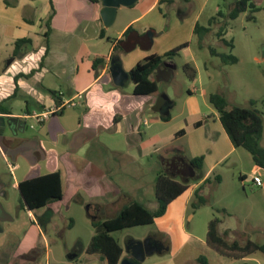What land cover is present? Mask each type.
Instances as JSON below:
<instances>
[{"label":"rangeland","instance_id":"1","mask_svg":"<svg viewBox=\"0 0 264 264\" xmlns=\"http://www.w3.org/2000/svg\"><path fill=\"white\" fill-rule=\"evenodd\" d=\"M155 1L139 0L133 7H120L115 23L106 27V31L108 36L116 39L130 20L138 18L135 24L137 32H156L149 49L138 45L131 51L122 47L116 50L114 59L122 69L124 64L129 68L138 61L143 62L147 54L164 55L188 43V47L183 48L177 56L165 59V64L173 67L174 76L171 81L159 83L156 95L163 93L172 99L174 106L168 111L176 118L167 124L153 126V133L160 135V138H146L145 155L137 150L129 153L109 150L105 157L108 162L101 167V157L95 151L93 164L98 167L94 171L104 172L112 178L118 184L120 193L108 199L94 196L84 186L70 192V185L64 180L63 199L33 211L35 221L31 219L15 187L20 174L12 169L14 160L0 151V188L5 186V196L0 198V204L8 217V220L0 222L4 229V233L0 234V264L2 257H5L3 260L8 259L10 252L15 251L34 225H39L44 233V238L40 237L39 241L41 258L37 264H72L71 259L75 251L81 248L80 244L84 248L89 246L96 233L95 222L114 218L124 206L134 201L156 210L159 174L165 171L176 180L183 181L172 166L165 167V161L176 158V148L187 150L188 141L165 143L171 140L169 135L184 124L192 102L196 103L200 114L198 117L202 118L214 111L209 101L212 94L225 96L230 108H248L251 107L250 102L254 101L264 120V10L254 14L244 12L236 20H230L227 17L236 0H175L173 4L160 6L154 5ZM255 3L264 6L260 0ZM220 12L224 17H219ZM197 23L210 27L211 31L196 34ZM223 27L226 28L225 35L219 38L217 34ZM228 43H232L233 48ZM212 50L235 56L238 62L225 64L219 56L213 55ZM186 64L196 69L194 80L187 77L184 71ZM132 84L129 82L126 86ZM163 95L161 98L165 100ZM194 119L190 117V120ZM150 121L153 122L152 119ZM39 127L35 120H27L24 135H34ZM143 131L150 136L151 131ZM7 134L11 135L9 131ZM117 136L120 141L121 135ZM120 145L126 146L125 143ZM261 145H264V133ZM237 151L226 164L210 175L208 182L201 184L200 195L206 204L196 208L193 206L198 202L196 195L192 194L188 202L187 198L192 188L203 179L208 167L200 172L204 174L201 178L186 181L189 191L173 201L163 217L153 224L126 228L114 232L112 236L125 250L131 242H144L157 237L162 251L148 256L143 264H203L200 259L206 260L207 264H264L263 253L234 259L220 255L206 244L209 224L214 219L220 221L219 231L227 240H237L243 244L251 240L264 244V186L258 187L249 179L259 176L264 183V170L256 168L247 150L239 148ZM185 153L184 158L189 159L190 154ZM217 176L221 177V181L217 180ZM241 177L245 180L242 181ZM4 249L10 252L4 254ZM91 255L85 254L80 263L106 264L100 254ZM126 258L131 259L129 256Z\"/></svg>","mask_w":264,"mask_h":264},{"label":"crops","instance_id":"2","mask_svg":"<svg viewBox=\"0 0 264 264\" xmlns=\"http://www.w3.org/2000/svg\"><path fill=\"white\" fill-rule=\"evenodd\" d=\"M160 1L156 0L154 5H162ZM101 10V0H0V104L5 109L0 115L23 118L26 123L27 120L37 122L34 115L56 109L55 114L39 123V129L32 136L24 135L26 130L0 135L2 155L13 158L14 170L20 174L15 183L17 189L26 179L60 171L64 193L66 180L70 192L84 186L94 196L109 199L120 193V189L104 172L94 171L98 167L93 164L95 151L101 157V167L108 162L106 151L109 150L126 153L137 150L145 155L146 138H160L153 133V126L167 124L176 118L168 111L174 103L167 94L160 93L165 100L161 95L156 96L158 93L138 96L133 93L134 84L126 86L131 80L124 87L114 84L110 67L116 53V40H120L130 26L135 29L138 18L130 20L114 39L107 35ZM25 39L31 44L18 50L16 43ZM154 54L159 55L147 54L144 59ZM98 58L105 61L94 67ZM165 65L153 75L158 86L166 82L167 72L170 74L168 81L174 76L173 67ZM135 66L127 68L124 64L123 67L129 73ZM163 115L170 116V120L164 121ZM198 116L197 105L192 102L184 124L169 135L171 140L165 143L187 139V150L176 148V156H182L186 162L203 156V169L208 167L205 175L201 174L203 179L190 191L187 202L239 149L233 145L215 108L209 115ZM190 117L195 119L190 120ZM199 122L203 124L197 127ZM144 129L151 131L150 136ZM17 130L15 127L14 131ZM181 130L185 131L184 136L176 137ZM117 135H121L120 141ZM186 151L191 156L189 159L183 156ZM169 161H165L166 168L172 162ZM4 189L2 185L0 198L5 196ZM28 213L35 221L33 213ZM2 233L4 229L0 225ZM40 237L44 238V233L39 225H34L14 252L4 249L3 253L10 252V255L4 260L2 257L1 263L37 264L41 258ZM80 245L71 259L72 264H82L81 258L90 255L89 246ZM124 258L125 249L120 263ZM105 262L108 264L106 259Z\"/></svg>","mask_w":264,"mask_h":264},{"label":"trees","instance_id":"3","mask_svg":"<svg viewBox=\"0 0 264 264\" xmlns=\"http://www.w3.org/2000/svg\"><path fill=\"white\" fill-rule=\"evenodd\" d=\"M175 0H161L160 3L173 4ZM256 0H236L231 13L228 15V19L236 20L242 13L250 11L252 14L264 10V6H258ZM219 17H224L220 12ZM251 19H254L251 16ZM215 18H213V21ZM212 24V22L210 23ZM211 26V25H210ZM226 27V26H225ZM223 27L218 32V37L222 38L225 35L226 28ZM210 27H203L199 24L196 26V34L209 33ZM156 32L150 30L147 33L140 34L132 26H130L123 34L120 40H116L115 51L122 47L126 51H131L138 45L144 49H149L154 42ZM26 44H31L28 39L18 41L16 47L18 50ZM233 48L232 43H228ZM188 47V43L177 47L164 55H151L144 59L143 62L138 63L130 72V80L134 84V95L138 96H152L158 93L159 87L153 75L165 65V59H172L179 54V52ZM213 55L219 56L223 63H237L238 59L232 55L218 54L215 50H212ZM104 58H98L94 61V67L98 63L103 64ZM184 71L187 77L194 80L197 76L196 69L186 64ZM56 99L55 93H52ZM209 101L212 106L219 113L220 121L230 137L233 145L236 148H244L247 150L257 167V169L264 170V145H261V140L264 133V120L261 112L255 108L256 102L251 101V107H233L230 108L227 98L221 94H212L209 97ZM0 113H5L3 104H0ZM164 121H169L170 116H162ZM203 123L196 124L200 127ZM185 131L181 130L177 133L176 137L184 136ZM204 157H197L186 162L182 156H176V158L170 162L169 167L172 166L175 174L182 178L183 181H178L175 177L170 176L169 173L162 171L157 179L156 184V200L158 207L156 210H150L139 202H132L126 205L119 214L111 219L95 222L93 225L96 229V233L93 236L90 245L88 247L89 254H100L107 261L108 264H119L124 253V247L116 240L112 234L114 232L131 228L135 226L153 224L156 219L163 217L169 205L184 194L189 186L186 184L189 178H201V171L203 170ZM188 174V176H186ZM176 176V177H177ZM217 180L221 181V177L217 176ZM241 180H245L241 177ZM207 179L204 183L208 182ZM18 190L24 202V206L28 212H33L47 207L52 202L61 201L64 197V189L62 182V174L60 171L55 173L38 176L30 179H26L19 183ZM201 187L195 192L198 199L197 203H194V207H200L206 204V200L200 195ZM219 220L214 219L209 224V229L206 238V244L208 247L216 251L222 256L244 259L253 255L254 253L264 254V244L260 245L251 240H247L246 243H241L237 240L229 241L219 231ZM203 264H207L206 260L200 259Z\"/></svg>","mask_w":264,"mask_h":264},{"label":"water","instance_id":"4","mask_svg":"<svg viewBox=\"0 0 264 264\" xmlns=\"http://www.w3.org/2000/svg\"><path fill=\"white\" fill-rule=\"evenodd\" d=\"M102 10L100 12L102 21L105 27H110L115 22L118 9L120 7H132L138 0H101ZM167 67L172 68L171 65L166 64ZM111 76L113 82L118 87H124L130 81V75L124 69L120 68L116 64V60L113 58L111 61L110 67ZM170 74L167 72L166 81L170 80ZM27 123L23 118L18 117H9L0 115V135H3L5 132L10 131L14 134L18 132H24L26 130ZM17 128V131H14V128ZM1 189V188H0ZM2 193H0V196ZM7 214L0 204V222L7 220ZM130 249L127 248V252ZM161 248L158 244L154 243L151 239H147L144 242H134L132 247V257L124 258L120 264H143L148 256H151L155 253L161 252Z\"/></svg>","mask_w":264,"mask_h":264},{"label":"built area","instance_id":"5","mask_svg":"<svg viewBox=\"0 0 264 264\" xmlns=\"http://www.w3.org/2000/svg\"><path fill=\"white\" fill-rule=\"evenodd\" d=\"M56 109L47 110L46 112H43L42 114L34 115L33 117L37 120L38 123H42L45 120H47L50 116L55 114ZM12 169H14V166H12ZM251 180L254 182V184L258 187L264 186V183L259 176H252Z\"/></svg>","mask_w":264,"mask_h":264},{"label":"flooded vegetation","instance_id":"6","mask_svg":"<svg viewBox=\"0 0 264 264\" xmlns=\"http://www.w3.org/2000/svg\"><path fill=\"white\" fill-rule=\"evenodd\" d=\"M0 193H2V192L0 191ZM151 240L154 243H156V244H158L160 246V240L157 237H153V238H151ZM133 243L134 242H131V243H129V244L126 245V256L132 257L131 251H132ZM127 248L130 249L129 252H127Z\"/></svg>","mask_w":264,"mask_h":264}]
</instances>
